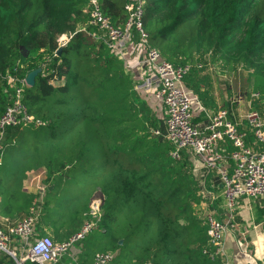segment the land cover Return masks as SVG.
<instances>
[{
  "label": "trees",
  "instance_id": "obj_1",
  "mask_svg": "<svg viewBox=\"0 0 264 264\" xmlns=\"http://www.w3.org/2000/svg\"><path fill=\"white\" fill-rule=\"evenodd\" d=\"M89 2L0 0V115L18 87L27 112L40 121L9 126L3 134L5 205L26 215L37 198L35 236L65 240L90 218V200L79 210L78 200L52 198L76 165L98 161L93 188H99L102 202L95 237L84 236L81 251H68L56 264H91L104 251L113 253L111 264H221L203 252L207 226L195 214L204 200L201 180L185 152L178 160L169 156L159 104L135 89L124 60L89 23ZM97 2L112 24L124 23L128 0ZM141 2L148 46L174 65H190L183 82L203 107L212 105L209 79L202 75L207 60L231 74L233 89L264 95V0ZM132 41L138 45L139 37ZM37 67L41 71L29 86L25 76ZM19 146L23 152L14 154ZM40 167L44 194L25 193L23 178ZM216 178L222 185L218 173Z\"/></svg>",
  "mask_w": 264,
  "mask_h": 264
},
{
  "label": "built area",
  "instance_id": "obj_2",
  "mask_svg": "<svg viewBox=\"0 0 264 264\" xmlns=\"http://www.w3.org/2000/svg\"><path fill=\"white\" fill-rule=\"evenodd\" d=\"M125 9L126 20L122 25H115L103 14L97 0H90L89 23L95 26L98 35L102 36L112 51L121 58L127 45L133 42V35L139 37L136 47L142 56L139 61L142 76L139 81L134 82L135 89L142 90L160 101L164 110V136L172 145L169 156L178 160L181 153L185 152L197 157L205 173L216 171L220 176L223 195L229 209L235 206L237 198L241 196L264 198V95L254 94L262 103L263 111L249 109L244 115L255 144L261 147L260 150L247 145L245 133L238 130L224 108L208 116L204 126L194 124L193 110L198 100L185 88L183 82L190 65H174L164 59L157 49L148 46V34L143 27L141 0H128ZM20 92V88L16 87L15 99L0 115V150L3 146V134L9 126L18 123H40L27 112L20 99ZM153 132L160 133L158 129ZM224 142H230L232 146L229 153L220 147V143ZM226 157L233 161L231 172L220 166ZM101 202L100 196H93L89 202L90 218L67 239L54 241L47 235L35 236V224L40 209L38 199H34L26 215L5 229L0 227V255H5L9 264H25L28 260L36 264H56L68 251L76 253V244L91 230L100 216ZM202 218L207 226L209 243L203 252L211 258H220L221 264H230L224 252L225 223L217 219L214 212L207 213ZM12 237L18 239L20 246L12 247L9 244ZM112 259L113 253L110 251L96 252L91 264H111Z\"/></svg>",
  "mask_w": 264,
  "mask_h": 264
},
{
  "label": "crops",
  "instance_id": "obj_3",
  "mask_svg": "<svg viewBox=\"0 0 264 264\" xmlns=\"http://www.w3.org/2000/svg\"><path fill=\"white\" fill-rule=\"evenodd\" d=\"M62 39L65 40V37H62ZM124 52L122 59L125 60V71L129 74L131 73L130 77L133 79V82L139 81L142 76V66L139 65L142 56L139 48L136 47L134 42H130ZM207 87L209 88L212 105L205 108L197 99L198 104L194 105L193 110V123L202 127L207 123L208 116L214 114L218 109L224 108L228 111L229 119L236 124L238 130L245 133L247 145L260 150V145L255 144L254 137L248 133L250 129L247 121L244 119V115L249 109H256L262 112V103L256 100L253 94H245L244 91L233 89L231 81L230 88L227 90L219 89L216 82L210 84V81ZM155 102L159 104L158 112L164 117V110L161 108L160 101L155 99ZM228 146H230L228 143H220V147L225 149L226 153L227 151H231ZM11 154L15 156L13 153ZM186 155L191 162L193 176L196 179H200L202 184L205 181L209 185L211 184L210 187L204 184L201 189L204 200L195 207V214L199 218H202V213L210 209L215 213L217 219L225 223V258L230 264H264V198L241 196L237 198L236 204L232 209L227 208L222 186L219 183L215 184L217 173H205L197 157H192L188 153ZM226 158L223 161V165L231 172L232 169H230L228 159ZM3 174L5 175L2 171L1 177H3ZM44 180L45 170L43 167H40L23 178L22 190L27 194H41L42 192L43 195L45 192ZM94 194L93 196H100L102 198L100 192ZM210 197L213 201L208 204ZM5 200L6 195L0 193V227L3 229L14 224L24 216L20 213L16 214V212H20L16 207L7 208ZM19 243L16 237H12L9 244L12 247H17L20 246ZM0 264H9V259L5 255H0Z\"/></svg>",
  "mask_w": 264,
  "mask_h": 264
},
{
  "label": "rangeland",
  "instance_id": "obj_4",
  "mask_svg": "<svg viewBox=\"0 0 264 264\" xmlns=\"http://www.w3.org/2000/svg\"><path fill=\"white\" fill-rule=\"evenodd\" d=\"M202 75L208 76L210 84L216 82L217 87L219 89L227 90L228 88H230L231 74L221 70L215 63H212L207 60L206 68L203 69ZM244 93L246 94V92ZM24 148L25 146L16 147V149L14 150V154H17V153L19 154L23 152ZM7 162H8V158H5L3 163H5L6 165ZM100 165L101 163H99L98 161L91 162V163H80L76 165L72 169V172H73L72 179L69 181V183H67L63 187V189L58 187V189H61L62 191L58 190L59 194L56 198H52V202L53 203L55 201L62 202L63 200H69V198H71L70 200H72V202H75V200H78L76 208L79 210H82L84 208V204L88 201V199L90 200L92 196L95 195L94 193H99V188H93V186H94L95 180L97 179V175H98L97 170L99 169ZM4 169H5V166H4ZM3 177H5L4 174H3ZM203 186H204V183H203ZM212 201L213 199L210 197L208 199V204H210V202ZM59 209H60V206H57L56 211L58 212ZM207 213H212V210L210 209L205 210L202 213V216H204ZM95 227H96V223H94V226L91 228V230L85 234V236H87L86 238H89L88 240L90 241H93L95 237L96 232L95 230H93ZM82 242L83 240H81L80 242H78V244H76L75 246L77 248L76 252L81 251ZM67 254L68 253L64 254L63 256Z\"/></svg>",
  "mask_w": 264,
  "mask_h": 264
},
{
  "label": "water",
  "instance_id": "obj_5",
  "mask_svg": "<svg viewBox=\"0 0 264 264\" xmlns=\"http://www.w3.org/2000/svg\"><path fill=\"white\" fill-rule=\"evenodd\" d=\"M60 50H61V48H59V49L57 50V53H58V54L60 53ZM40 71H41V68H40V67H37V68L32 69L31 71H29V72L27 73V75L25 76V79H24L25 83H26L27 85H29V86L33 85V84H34V81H35V76H36ZM50 188H51V186H50ZM121 242H122V240H119V243H121Z\"/></svg>",
  "mask_w": 264,
  "mask_h": 264
}]
</instances>
